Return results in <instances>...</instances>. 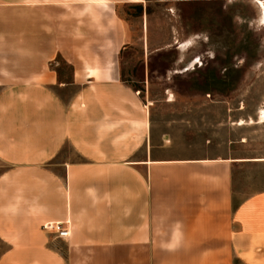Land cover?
Wrapping results in <instances>:
<instances>
[{
	"label": "crops",
	"instance_id": "1",
	"mask_svg": "<svg viewBox=\"0 0 264 264\" xmlns=\"http://www.w3.org/2000/svg\"><path fill=\"white\" fill-rule=\"evenodd\" d=\"M150 2L0 3V264H264V189L234 202L235 168L264 158L171 157L144 37L128 63L120 10Z\"/></svg>",
	"mask_w": 264,
	"mask_h": 264
},
{
	"label": "rangeland",
	"instance_id": "2",
	"mask_svg": "<svg viewBox=\"0 0 264 264\" xmlns=\"http://www.w3.org/2000/svg\"><path fill=\"white\" fill-rule=\"evenodd\" d=\"M29 1L34 0L0 3ZM256 2L151 0L147 8L120 10L137 41L128 63H139L143 37L155 51L153 83L145 95L154 102L156 122L171 121V157L264 158V122L259 123L264 110V23ZM176 38L181 43L195 40L181 52ZM54 66L69 71L62 59ZM125 75L132 79L141 73L128 68ZM164 83L174 96L171 103L162 100ZM240 120L245 124L239 125ZM263 189L264 164L235 168V204ZM235 264L244 263L235 258Z\"/></svg>",
	"mask_w": 264,
	"mask_h": 264
},
{
	"label": "built area",
	"instance_id": "3",
	"mask_svg": "<svg viewBox=\"0 0 264 264\" xmlns=\"http://www.w3.org/2000/svg\"><path fill=\"white\" fill-rule=\"evenodd\" d=\"M67 224L68 223L65 224L67 227H64V224H62V223L47 224V225H44V228H46V229H55L56 231H58L59 236H61V237H69L70 230H69V227H68Z\"/></svg>",
	"mask_w": 264,
	"mask_h": 264
},
{
	"label": "bare ground",
	"instance_id": "4",
	"mask_svg": "<svg viewBox=\"0 0 264 264\" xmlns=\"http://www.w3.org/2000/svg\"><path fill=\"white\" fill-rule=\"evenodd\" d=\"M258 3L261 4V8L263 9L262 14L260 15V22H261V24H262V23H264V2L261 1V0H258ZM186 43H187V44H190L191 42H185V43H180V44H181V46H185ZM195 62H197V61H195ZM193 64H194V63H193ZM261 113H262V118L264 119V110L261 111ZM260 116H261V115H260ZM263 121H264V120H263ZM242 123H243V122H242Z\"/></svg>",
	"mask_w": 264,
	"mask_h": 264
}]
</instances>
